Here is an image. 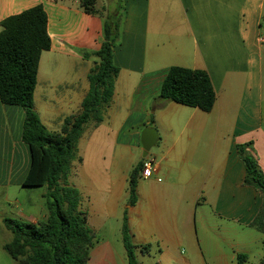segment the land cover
<instances>
[{"label":"crops","instance_id":"1","mask_svg":"<svg viewBox=\"0 0 264 264\" xmlns=\"http://www.w3.org/2000/svg\"><path fill=\"white\" fill-rule=\"evenodd\" d=\"M115 1L122 15L108 14L119 20L112 49L119 71L103 120L92 128L104 135L92 139L96 154L79 140L66 181L79 192L78 211L98 238L87 264H126L98 235L121 230L124 214L135 253L155 252L157 264H207L206 256L214 264H238L239 254L249 264L246 243L228 241L224 233L234 230L230 224L254 229L250 224L262 205L260 192L243 183L236 146L250 143L247 153L264 174V0ZM37 5L47 16L50 48L39 58L33 109L47 132L58 133L89 90L103 18L84 13L79 0H0V22ZM170 67L208 74L215 92L209 112L158 99ZM23 119L21 108L0 102V187L21 186L29 167ZM147 127L158 135L148 153L156 172L138 179L136 202L129 206V174L142 160L140 133ZM207 214L214 218L211 227ZM17 216L37 223L30 213ZM209 228L218 240L208 239ZM257 232L262 248L264 234ZM262 256L261 250L259 264Z\"/></svg>","mask_w":264,"mask_h":264},{"label":"trees","instance_id":"2","mask_svg":"<svg viewBox=\"0 0 264 264\" xmlns=\"http://www.w3.org/2000/svg\"><path fill=\"white\" fill-rule=\"evenodd\" d=\"M81 10L103 18V40L92 53L97 63L88 75L89 90L75 116L64 118L58 133H49L33 109L39 58L50 48L47 34V16L41 5L10 16L0 22V102L19 107L24 112L22 141L28 148L29 167L20 185L45 187L47 206L45 220L35 224L13 218H4L5 228L12 234L11 242L3 249L17 264H87L95 236L87 228L86 214L78 211L79 192L60 178L68 175L73 151L86 126L98 125L113 95L118 68L113 62L112 49L118 38V17L99 13L96 0H79ZM264 27V17L261 19ZM90 54H84L89 57ZM158 99L209 112L215 102V92L208 74L202 70L170 67L160 86ZM250 143L237 145V153L244 164L243 183L253 186L262 196L259 213L250 224L264 234V174L255 159L247 153ZM142 159L130 172L127 204L136 202V185L140 178ZM122 243L128 264H138L137 248L131 243L126 215L123 216ZM142 250L148 247H141ZM264 251V240H262ZM246 255H237L242 264ZM264 264V256L261 258Z\"/></svg>","mask_w":264,"mask_h":264},{"label":"rangeland","instance_id":"3","mask_svg":"<svg viewBox=\"0 0 264 264\" xmlns=\"http://www.w3.org/2000/svg\"><path fill=\"white\" fill-rule=\"evenodd\" d=\"M118 1L115 0H96L95 9L103 14V16L107 15L108 12H119V15H122L123 11L120 6H118ZM119 21V20H118ZM95 123L91 121L85 128L83 134L80 139H82L81 144L86 146L91 145V147H87L92 151L93 154L97 153V148L93 147L96 142H92L93 138L102 137L104 135L103 132H95L92 128ZM95 132V133H94ZM79 139V140H80ZM107 139V138H106ZM79 142V141H78ZM154 147L149 151L151 153ZM78 157V147H76L73 151V159L71 163ZM70 163V166H71ZM70 172L66 176H62L60 178V183H64L68 180ZM71 187V186H70ZM45 190L43 188H30V187H22L18 185H10L7 188L0 187V264H17L15 260H13L8 253L3 249V246L12 241V234L5 228L3 224V218H13L18 219L17 213L18 211H24L25 213H30L35 216V221L40 222L47 217L48 211L46 206L45 197H41V192ZM80 201V194H79ZM44 216V217H43ZM38 220V221H37ZM218 222V221H217ZM219 223V222H218ZM214 224V218L207 214V222L206 225L211 227ZM226 224V223H225ZM229 226L234 227V230H230L224 233V236L228 241L231 242H242L246 243V249L248 251V255L250 258L249 264H259L258 259L261 253V244L257 242V238L261 236L254 229H244L239 228L234 224H230ZM200 227V225H198ZM90 231V230H89ZM91 232V231H90ZM208 235V239L216 241L218 239L213 238L211 234L210 228L206 231ZM99 238L107 239L110 241L112 245V249L115 253L122 257H126L125 249L122 243L121 230L109 231L102 230L99 234ZM198 236L202 244H204V231L199 228ZM98 241L97 236H95L94 243ZM222 245V244H221ZM223 251L228 253L229 247L228 244H224ZM144 251V250H143ZM136 261L138 264H157V254L153 252L148 256L147 254H140L139 252L135 253ZM207 264H214L215 259L206 256ZM120 264V263H119ZM126 264L127 261H126Z\"/></svg>","mask_w":264,"mask_h":264},{"label":"water","instance_id":"4","mask_svg":"<svg viewBox=\"0 0 264 264\" xmlns=\"http://www.w3.org/2000/svg\"><path fill=\"white\" fill-rule=\"evenodd\" d=\"M158 139L157 131L154 128H144L140 133V145L142 148V159H145L149 151L155 146Z\"/></svg>","mask_w":264,"mask_h":264},{"label":"built area","instance_id":"5","mask_svg":"<svg viewBox=\"0 0 264 264\" xmlns=\"http://www.w3.org/2000/svg\"><path fill=\"white\" fill-rule=\"evenodd\" d=\"M155 172H156L155 158L148 154L147 157L142 162L140 178L148 179L152 177Z\"/></svg>","mask_w":264,"mask_h":264}]
</instances>
